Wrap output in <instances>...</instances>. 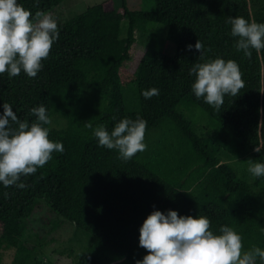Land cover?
Returning <instances> with one entry per match:
<instances>
[{
  "label": "trees",
  "instance_id": "trees-1",
  "mask_svg": "<svg viewBox=\"0 0 264 264\" xmlns=\"http://www.w3.org/2000/svg\"><path fill=\"white\" fill-rule=\"evenodd\" d=\"M63 1L17 0L33 16ZM153 1L148 12L129 9L126 0L122 13L115 0L89 6L57 24L59 39L35 78L23 71L12 78L0 74V113L8 103L31 124V109L43 105L51 119L49 139L64 147L36 174L22 177L26 188L0 184V264L5 250L13 252L8 264H43L25 237L44 203L90 239L73 264L141 260L147 252L139 246V228L154 210L205 216L214 234L230 226L242 236L244 250L264 249V177L247 182L218 157L252 151L264 163V50L245 57L227 23L229 17L264 23V0ZM156 24L168 27L165 39L175 46L174 55L157 43L128 71L136 31L149 32ZM197 40L202 55L187 48ZM215 58L236 61L245 81L237 97L225 96L219 111L191 90L190 69ZM127 86L135 87L137 111L127 105ZM151 88L159 95L145 99L141 93ZM183 100L201 110L212 136L200 135L197 120L178 110ZM138 116L147 121L146 151L123 161L116 150L98 145L96 126L111 132L119 120ZM55 119L60 127L52 126Z\"/></svg>",
  "mask_w": 264,
  "mask_h": 264
},
{
  "label": "clouds",
  "instance_id": "clouds-1",
  "mask_svg": "<svg viewBox=\"0 0 264 264\" xmlns=\"http://www.w3.org/2000/svg\"><path fill=\"white\" fill-rule=\"evenodd\" d=\"M231 36L237 38L235 47L251 58L252 50H264V23L249 22L244 17H229ZM59 39L56 19L51 13L25 9L17 0H0V74L9 78L23 71L35 78L43 68L55 41ZM201 55L204 45L199 40L188 45ZM195 76L191 90L197 99L216 111L224 104L225 96L237 97L245 87L238 63L215 58L205 63H195L190 69ZM145 99L159 95L151 88L142 93ZM0 113V184L4 187L26 188L22 177L36 174L44 167L54 152L64 151L61 142L49 139L51 119L41 105L31 112L36 120L22 121L11 105L4 103ZM15 125V127H13ZM86 127L92 128L91 123ZM147 121L140 118H123L109 132L98 125L93 135L98 145L116 150L118 158L129 161L138 152H144ZM248 172L254 177H264V163L247 161ZM7 195V194H6ZM211 222L205 216L179 215L168 210H154L139 228V246L147 254L135 264H264V249L253 245L244 250L242 236L234 228L222 225L220 234L210 230Z\"/></svg>",
  "mask_w": 264,
  "mask_h": 264
},
{
  "label": "rangeland",
  "instance_id": "rangeland-1",
  "mask_svg": "<svg viewBox=\"0 0 264 264\" xmlns=\"http://www.w3.org/2000/svg\"><path fill=\"white\" fill-rule=\"evenodd\" d=\"M106 0H64L62 4L54 8L51 12L57 24L69 19L71 16L84 11L92 5L99 4ZM119 12H123L121 0H115ZM129 9L134 11L148 12L154 9L153 0H126ZM168 27L163 24H156L149 32L136 31V42L132 46L131 59L125 64L128 71H134L141 57L148 47L161 44V48L169 55H174L175 46L166 41ZM135 87L127 86L124 88V95L130 110H138L137 94ZM182 101L178 110L186 115L188 119L197 120L198 133L200 135L212 136L208 131L206 122L202 119L203 113L200 109ZM62 122L52 121V126L60 127ZM221 163L231 164L237 174L247 182L254 183L260 181L262 177H254L248 172V160H253V152L247 151L241 157L227 158L219 153ZM256 162V161H255ZM25 240L39 251V260L43 264H73L76 257L89 245L90 239L73 222L65 220L60 216L52 214L48 206L44 203L42 209L36 211L29 220ZM12 251L5 250L2 263L8 264L12 260Z\"/></svg>",
  "mask_w": 264,
  "mask_h": 264
}]
</instances>
